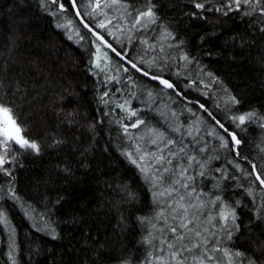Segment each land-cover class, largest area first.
Returning <instances> with one entry per match:
<instances>
[{
    "label": "trees",
    "instance_id": "obj_1",
    "mask_svg": "<svg viewBox=\"0 0 264 264\" xmlns=\"http://www.w3.org/2000/svg\"><path fill=\"white\" fill-rule=\"evenodd\" d=\"M82 1L75 5L88 26L142 71L167 79L182 98L108 52L127 69L126 83L163 92L176 112L189 109L229 140L182 99L197 102L241 140L238 158L231 145L221 149L206 142L201 160L210 157L207 175L218 185L213 194L235 213L226 247L242 253L237 264H264V196L257 194L261 189L252 174L246 175L252 173L248 163L264 172V16L259 11L264 4L256 11L241 5L225 15L215 9L228 0H121L132 18L151 7L153 32L171 33L163 53L168 65L159 60L160 66L151 67L138 61V51L125 52L100 30ZM59 5L88 41L99 42L79 26L69 0H0V101L13 109L24 137L39 147L37 152L11 144L3 165L11 175L0 171V264H146L150 246L144 239L151 224L141 219L153 220L157 208L128 158L127 112L121 106L130 107L129 94L111 100L92 64L91 46L76 45L60 29ZM183 55L187 61L179 59ZM216 95L227 97L228 112ZM131 107L138 112V106ZM249 112L256 117L239 127L228 119Z\"/></svg>",
    "mask_w": 264,
    "mask_h": 264
},
{
    "label": "rangeland",
    "instance_id": "obj_2",
    "mask_svg": "<svg viewBox=\"0 0 264 264\" xmlns=\"http://www.w3.org/2000/svg\"><path fill=\"white\" fill-rule=\"evenodd\" d=\"M82 2L87 6L85 7L87 13L96 20H94L96 26L98 27L99 24L103 23L105 27L98 28L103 30L115 43L123 46L125 52L133 48L134 52L138 51V61L141 63L144 61L145 65L149 64L151 67L159 65L160 61L168 65L169 59H166V57L163 56V53L170 47L166 42L167 37L165 34L156 35L151 28L153 23H148L147 20H142L137 28H133L132 25L135 23V19L131 17V14L123 5H121V3L112 5L111 0H99L100 7L96 8L95 5L97 0H95V3H90V0H83ZM89 5H91V7H89ZM57 12L60 23L59 27L63 30L66 37L82 48H87L89 45L91 46L93 52L92 64L104 83L109 86L110 92L112 93L111 100L116 103L121 96L124 97L127 93L129 94L131 101L130 107L125 105L122 106V108L127 112L125 113V119L128 123L125 124L123 128L124 131L127 129L125 132L129 141L128 158L131 162L133 160L137 161V163L132 162L137 166V164L141 163L142 156L151 152H157L158 148H164L167 139H172L175 141V144L169 146L172 152H178L180 147H184L185 151L179 153L176 157H172L169 155V148H164L162 154L173 161L171 165L165 166L174 168L176 165H186V157L195 156L196 161L199 163H194L189 169V173L195 177V180L193 181L194 186L196 187L197 192L201 194V198L204 202L214 199L215 196L213 192L217 189V185L215 184L216 180L213 179L214 183L210 182L209 175H207V173L209 174L207 167L211 163L210 157H203V161L201 158L202 156H205L209 149L208 146H205L206 142H213L221 149H224L221 147V141L219 139L222 135L217 133L209 125L207 126L200 115L189 109L183 110L180 108L181 112L185 114V117L182 119L183 114L174 110L173 104L169 103V98L163 92H154L141 83H126L127 81L125 78H128L129 76L127 77L128 74L124 70L125 68L117 64L110 57V54L105 47L100 42L88 41L81 29L74 23L73 19L67 15L65 9H62L60 5L58 6ZM97 49H99V52ZM164 69H166V66ZM174 74L177 77L180 75L176 71ZM121 84L125 85L121 87ZM149 93H151V96ZM200 93L206 97L203 92L200 91ZM215 99L219 100L217 102L220 103V107L223 111L225 108L226 112H228V109H226L228 108L229 102L227 97L224 95H218ZM131 106H138V112H135V108H132ZM117 108L120 109V106ZM132 112H135L136 114L132 115ZM228 116V119L232 121V123H239L238 120L234 121L232 119L233 116L230 114H228ZM138 121H143V123H139L137 127L131 126ZM174 129H179V131H175ZM213 132L214 134H209ZM159 133L164 134L163 140L158 139ZM152 139H157L156 145H153L150 142ZM201 148H203L204 151H200ZM200 163L205 164L203 171L206 175L204 177L197 175V173L201 171L199 166ZM155 167L160 168L161 166L155 165ZM137 168L141 172L140 167L137 166ZM141 174L149 185L158 212L165 206L163 203L158 205L154 197V192L158 191L159 187L154 188L152 179L150 177L146 179L143 172H141ZM181 191L183 192L184 190L181 189ZM263 193L264 190L262 189L257 192L261 198L264 196ZM165 199L167 198H161L162 201ZM225 206H227L226 203L220 199L217 205L207 204L206 211L210 209V214L215 216L220 208ZM232 222L233 220L229 219L225 224L217 218L213 221L212 225L209 226L212 228V231L215 232V236L212 239L219 241L217 246L222 249L221 252L215 254L217 257L221 258L222 264H230V259L232 264H237L236 256L233 255L231 258L223 256L224 249L231 252L226 247V243L229 239L227 230ZM160 226H162V224H158V227ZM154 235H160V233L156 232ZM153 243L157 244L156 248L150 247V252L153 253V256L162 254L158 243L156 241H153ZM212 264H220V261H213Z\"/></svg>",
    "mask_w": 264,
    "mask_h": 264
},
{
    "label": "snow or ice",
    "instance_id": "obj_3",
    "mask_svg": "<svg viewBox=\"0 0 264 264\" xmlns=\"http://www.w3.org/2000/svg\"><path fill=\"white\" fill-rule=\"evenodd\" d=\"M53 2H55V0H53ZM120 2L121 0H111L112 5L119 4ZM73 4L75 6V0H73ZM261 4H264V0H228L227 5L218 7L215 11L223 12L227 15L230 11H238L241 5L251 6L252 10L256 11L257 7ZM233 5H235V8ZM89 7H91V5H89ZM95 7H100L99 0H97ZM126 7L125 5V8ZM195 7L197 9H202L204 8V4L196 3ZM225 7L227 11H225ZM61 8L63 9V5H61ZM211 10L212 9H209V11ZM259 11L260 15L264 16V7H260ZM77 14L79 15V13ZM245 14L250 15L251 13ZM134 19L135 23H133L132 27L137 28L142 20H147L148 23H154L155 14L152 8L149 7L147 11L138 10ZM85 27H88V25L85 24ZM98 27L103 28L105 25L101 23ZM89 30L91 31V29ZM93 34L97 35L96 33ZM170 35L171 33L166 34V36ZM97 38L101 39L98 35ZM109 47L111 46L109 45ZM97 51L99 52V49H97ZM113 51H115V49H113ZM117 55L121 54L117 52ZM121 59H124V57L121 56ZM179 59L187 61L188 57L183 55L180 56ZM132 67L136 68L137 71H141L136 64H133ZM124 70L127 71L126 68ZM144 75H148V73L145 72ZM152 79H159V83L166 89L174 88V85L167 79L155 75L152 76ZM105 95H107V93H105ZM149 95L151 96V93H149ZM230 99L232 103H238L234 97H230ZM131 114L135 115L136 113L132 112ZM256 115L255 112H249L245 115L233 116L232 119L234 121H239L237 124V127H239L243 125L246 120H252ZM139 123H143V121H138L131 126L137 127ZM217 123L219 124V122ZM219 126L224 128L223 124ZM174 130L179 131V129ZM125 131H127V129H125ZM224 131L228 133L231 140H226L223 136L219 137L221 147L229 148L231 145V150L236 152V155L239 156L240 152L238 149L241 145V140L236 134L229 132L228 129L225 128ZM23 133L24 129L17 123V117L13 109L0 101V171H3L5 175H11L8 169L3 168V165L8 163L7 156L11 150L12 143L19 145L21 148L39 151L38 145L26 139ZM209 134L212 135L214 132ZM158 139L163 140L164 134L159 133ZM150 142L156 145L157 139H152ZM173 144H175V141L167 139L164 148H169V146ZM164 148H158L157 152H151L142 156L141 163L137 164L141 172L145 174L146 179L149 177L152 179L153 187H159V190L154 192L157 204L163 203L165 205L156 213L153 220L146 221L143 218L141 219V223L147 222L151 224V230L148 236L145 237L144 243L152 248H156L157 244L153 243V241H156L162 253L153 256V253L150 252L147 264H212L213 261H220V264H222L221 258L215 255L221 252L222 249L217 246L219 241L212 239L215 236V232L212 231V228L209 226L212 225L213 221L217 218L225 224L229 219L234 221L235 213L228 206L220 208L215 216L210 214V209L206 211L207 204L217 205L221 198L217 195L214 199L204 202L201 198V194L197 192L193 183L195 177L189 173V169L194 163L199 162L196 161L195 156H187L186 165H176L174 168L166 167L165 165H171L173 161L162 154ZM184 151V147H180L178 152H172L169 148V155L176 157L179 153H183ZM200 151H204V149L201 148ZM132 162L137 163L135 160ZM155 165H160L161 167L157 168ZM199 166L201 171H199L197 175L204 177L206 175L203 171L205 164L200 163ZM236 167L239 168V165L237 164ZM252 170V173H246V175L255 173L256 180L259 181L261 186H264V179H262L264 172H256L255 164L252 165ZM217 171H219V169H217ZM181 189L184 191L182 192ZM162 197L167 199L162 201ZM158 224H162V226L158 227ZM156 232L160 233V235H154ZM228 237L231 238V232L228 233ZM53 238L55 239L54 234ZM233 255L239 257L242 253L236 252L233 254L227 249L223 250L224 257L231 258ZM230 264H232L231 259ZM249 264H255V262L250 261Z\"/></svg>",
    "mask_w": 264,
    "mask_h": 264
},
{
    "label": "water",
    "instance_id": "obj_4",
    "mask_svg": "<svg viewBox=\"0 0 264 264\" xmlns=\"http://www.w3.org/2000/svg\"><path fill=\"white\" fill-rule=\"evenodd\" d=\"M69 3H70V6H71V9H72V12H73V14H74V17H75V20L77 21V23L79 24V26L84 30V31H86L88 34H90V35H92L94 38H96L107 50H108V52L113 56V57H115L117 60H119L120 62H122L124 65H126L127 67H129L131 70H133L136 74H138L139 76H141L142 78H144L145 80H147V81H149V82H151V83H154V84H158L162 89H164V90H166V91H171V92H173L178 98H182L181 97V95H180V93H178L176 90H175V88H172V89H166V88H164V86L163 85H161L160 83H159V79H152V75H144V71H137L136 70V68H133L132 67V63L130 62V61H128L123 55H117V52L118 51H113V47L100 35V34H98L96 31H94L90 26H88V27H85V21L83 20V18L81 17V15H80V13H79V11H78V9H77V7H76V5L74 6V4H73V0H69ZM77 13H79V15L77 14ZM89 29H91V31L89 30ZM93 33H96L99 37H101V39H98L97 38V35H94ZM109 45L111 46V47H109ZM119 53V52H118ZM121 56H123L124 57V59H121ZM164 79V78H163ZM184 102H186L187 104H191V105H194V106H196L199 110H201L203 113H205L210 119H212L213 120V122H214V124L218 127V129L229 139V141L231 140V137L228 135V133H226L225 131H224V129L225 128H221L219 125H220V123L218 124L217 122L218 121H216L212 116H211V114L209 113V112H207L206 110H205V108L204 107H202V105H200L199 103H197V102H194V101H188V100H185V99H182ZM229 132H231V133H234V132H232V131H229ZM235 134V133H234ZM232 147V146H231ZM240 147V146H239ZM233 153L235 154V156H236V158H238V156L236 155V152H234L233 151ZM248 165L250 166V168H251V170H252V165L253 164H251V163H248ZM252 172H253V170H252ZM257 172V171H256ZM252 176H253V178H254V181L256 182V184L259 186V188L260 189H262V190H264V186H261L260 185V183H259V181H257L256 180V174L255 173H253L252 174Z\"/></svg>",
    "mask_w": 264,
    "mask_h": 264
}]
</instances>
